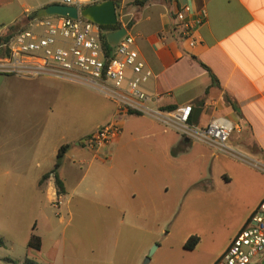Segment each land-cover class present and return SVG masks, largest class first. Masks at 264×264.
Returning <instances> with one entry per match:
<instances>
[{"label":"crops","instance_id":"crops-1","mask_svg":"<svg viewBox=\"0 0 264 264\" xmlns=\"http://www.w3.org/2000/svg\"><path fill=\"white\" fill-rule=\"evenodd\" d=\"M135 1L145 3L140 5ZM58 2L61 0H0V36L8 34L12 26L36 10ZM118 5L117 17L134 38L139 60L153 75L143 86L150 97L149 107L166 111L190 105L193 111L201 109L195 123L200 128L212 119L227 120L235 127L227 147L264 166V0H118ZM184 6L191 8L188 20L204 19L197 29L194 47L181 36L175 20L176 13ZM127 76H132L130 71ZM113 105L105 124L116 114ZM122 120V132L111 144L98 149L88 147L85 154L91 157L89 161L80 152L71 153L70 146L65 144L69 147L57 169L63 185L61 194L57 193L55 175L50 173L62 146L56 144L47 156H32L39 172L35 187L52 199L58 196L66 199L69 216L82 204L86 214L90 212L87 208L90 202L100 206L97 212L102 219L115 221L106 226L109 232L103 233L101 240L104 251H110V242L117 240L120 226L126 221L128 226L136 228L142 218L155 217L151 186H156L157 168L171 179L176 162L186 174L194 163L208 162L211 177L196 184L206 181L215 191L213 173H217L218 183L222 177L224 184L239 183L244 187L243 195L231 200L235 204L231 209L233 214L230 213L234 223L225 247L211 263L214 264L263 201L264 179L254 181L251 176H258L254 166L236 162L232 157L228 161L222 159L216 149L186 139L176 131L172 133L150 116L129 113ZM90 133L82 136L80 143ZM81 146L83 143L76 145L79 149ZM18 153L21 162L29 163L27 149ZM140 156L142 161L138 159ZM79 165H86V171ZM48 173V178L42 180ZM88 176L95 181L98 191L82 189L88 184ZM253 188L257 191L254 198ZM36 235L40 237L41 247L39 250L28 247L33 258L40 264H63L60 244L64 245V239L56 240L51 230L42 233L38 229Z\"/></svg>","mask_w":264,"mask_h":264},{"label":"rangeland","instance_id":"rangeland-1","mask_svg":"<svg viewBox=\"0 0 264 264\" xmlns=\"http://www.w3.org/2000/svg\"><path fill=\"white\" fill-rule=\"evenodd\" d=\"M4 78L0 85V264H24L26 259L38 263L27 245L38 229L42 233L53 231L56 240L64 239V245L60 244L63 264H211L222 252L234 223L230 213L233 214L235 204L231 200L243 195L244 187L239 183L224 184L222 177L218 183L217 173H213L215 191L206 181L196 184L211 177L208 162L194 163L188 174L176 162L171 179L157 168L156 186H151L155 217L142 218L136 228L126 221L120 226L117 240L110 242V251H104L103 233L115 221L103 220L97 212L100 206L90 201L88 214L82 204L69 216L66 199L56 205L57 197L52 199L35 187L39 172L32 156H47L56 144H68L71 153L80 152L89 161L86 143L80 149L76 145L82 136L105 125L113 103L98 92L73 83L49 78ZM24 149L30 153L29 163L21 162L18 152ZM216 153L227 161L232 157L236 162L254 166L258 172V176H251L254 181L264 179V166L245 154ZM138 159L142 161L143 157ZM79 167L83 172L87 169L86 165ZM86 181L83 190H99L89 176ZM256 194L253 188L252 198ZM192 236H198L200 241L189 249L186 244Z\"/></svg>","mask_w":264,"mask_h":264},{"label":"built area","instance_id":"built-area-1","mask_svg":"<svg viewBox=\"0 0 264 264\" xmlns=\"http://www.w3.org/2000/svg\"><path fill=\"white\" fill-rule=\"evenodd\" d=\"M104 1L61 0V3L81 10ZM190 12L191 8L184 6L176 13L175 20L181 36L190 47H194L197 29L204 19L188 20ZM117 22H120L118 17ZM121 28L126 29L122 24ZM102 33L99 25L80 16L78 19L52 16L35 20L9 43L0 44V74L24 80L49 78L73 83L90 88L113 102L117 108L113 119L85 138L90 149L104 147L118 138L122 132L121 121L131 112L150 116L182 137L218 152L240 156L226 145L235 130L227 120L212 119L200 128L192 122L190 105L172 111L149 107L150 97L143 86L153 75L139 60L134 38L126 29V35L117 45H111L107 54L101 40ZM129 71L131 77L127 76ZM54 204L61 205L62 198L58 196ZM256 258L259 262H255ZM214 264H264V199Z\"/></svg>","mask_w":264,"mask_h":264},{"label":"water","instance_id":"water-1","mask_svg":"<svg viewBox=\"0 0 264 264\" xmlns=\"http://www.w3.org/2000/svg\"><path fill=\"white\" fill-rule=\"evenodd\" d=\"M61 16L71 19H78L79 16L85 18L99 26H114L117 24L116 5L113 0H106L100 4L90 5L78 10L75 6H69L62 3H52L46 5L34 12L32 20L42 18ZM126 35V29L120 28L116 31L107 33V42L109 45H117ZM4 80V76L0 74V85ZM201 109H195L192 113V122L196 123L200 115ZM85 143V139L81 141Z\"/></svg>","mask_w":264,"mask_h":264},{"label":"trees","instance_id":"trees-1","mask_svg":"<svg viewBox=\"0 0 264 264\" xmlns=\"http://www.w3.org/2000/svg\"><path fill=\"white\" fill-rule=\"evenodd\" d=\"M113 1L115 2L116 7L118 8V6H119L118 5V0H113ZM135 2H136V4H140V5H143L145 3V1H135ZM33 15H34V12L32 14H30L29 17L26 20L20 21L15 26H12L10 28L8 34L0 36V44L9 43L18 33L22 32L24 30H27L30 27L31 23L33 22V20H32ZM120 28H121L120 22H117V24L114 25V26H100V29L103 31V33L101 35V40H102V44H103L104 50H105V52L107 54H108V52L111 49V45H109V43L107 42V33L110 32V31L119 30ZM0 55H2L1 51H0ZM172 110H174V108L168 109L166 111H172ZM130 114H132V113L130 112ZM68 147H69L68 145H64V146H62L59 149L55 167L50 173V174H54L55 175V186H56L58 194H61V191L63 189V185H62L61 179L59 178V176L57 174V169L59 168L60 161H61V159L63 157V154H64L65 150ZM48 176H49V173L44 175L42 177V180H45L46 178H48ZM254 213H255V211L251 214V216ZM199 241H200V239H199L198 236H192V237H190L188 239L186 247L189 248V249H193V248L196 247V245L199 243ZM0 244L1 245L3 244V242L1 240H0ZM28 247L32 248V249H35V250H39L40 247H41L40 237L37 236L36 234H32L30 239H29V241H28ZM24 264H39V263H37L36 261L30 260V259H26Z\"/></svg>","mask_w":264,"mask_h":264}]
</instances>
